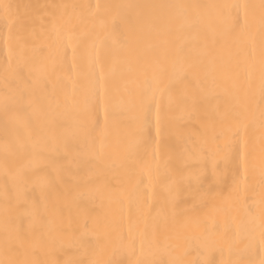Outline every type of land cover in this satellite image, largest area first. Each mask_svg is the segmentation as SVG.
I'll return each instance as SVG.
<instances>
[{
	"label": "snow or ice",
	"instance_id": "1",
	"mask_svg": "<svg viewBox=\"0 0 264 264\" xmlns=\"http://www.w3.org/2000/svg\"><path fill=\"white\" fill-rule=\"evenodd\" d=\"M0 25V264H264V0H0Z\"/></svg>",
	"mask_w": 264,
	"mask_h": 264
},
{
	"label": "bare ground",
	"instance_id": "2",
	"mask_svg": "<svg viewBox=\"0 0 264 264\" xmlns=\"http://www.w3.org/2000/svg\"><path fill=\"white\" fill-rule=\"evenodd\" d=\"M13 3L17 4H60V3H77V4H119V3H155V2H164V0H11ZM195 2L200 3H222L226 2V0H195ZM231 2H234V0H231ZM239 2H244V0H239ZM50 43V41H49ZM7 55V48L5 45V30L2 25H0V73H2V66L5 56ZM68 61H71V50H69L68 55ZM132 64L134 66L135 60H132ZM86 84V81L82 75H79L75 70L73 71V79L72 80H60L58 83L57 91L61 90H69L72 88L76 89V94L79 96ZM223 86L217 88V91L221 93L219 96V99L221 101V104H226L228 102V97L222 94ZM100 120L102 122L103 120V113L100 114ZM127 122V121H125ZM199 129V125L194 124L190 128V132L193 136V139L196 138V133ZM202 131V130H201ZM154 134V130H153ZM193 166H197L195 161H193ZM209 168L211 167V164L209 163ZM218 167L223 168V164L221 163L218 165ZM164 193L159 189L156 188L153 193H149V199L151 203V208L153 211L158 209L160 207V202L163 199ZM99 210V209H97ZM144 213L147 214L148 209H143ZM111 212L115 215L117 219H120L123 217V222L126 225L127 223V217L129 214V204L127 201L123 205H113L111 208ZM131 212L135 216L136 215V208L133 204L131 207ZM217 259L219 257L217 256Z\"/></svg>",
	"mask_w": 264,
	"mask_h": 264
}]
</instances>
